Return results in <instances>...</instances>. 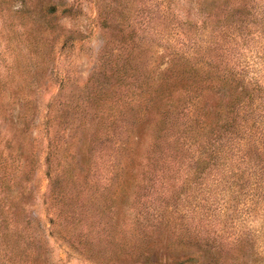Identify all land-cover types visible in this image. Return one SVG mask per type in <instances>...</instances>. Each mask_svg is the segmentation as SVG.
<instances>
[{"label": "rangeland", "instance_id": "rangeland-1", "mask_svg": "<svg viewBox=\"0 0 264 264\" xmlns=\"http://www.w3.org/2000/svg\"><path fill=\"white\" fill-rule=\"evenodd\" d=\"M264 264V0H0V264Z\"/></svg>", "mask_w": 264, "mask_h": 264}, {"label": "trees", "instance_id": "trees-1", "mask_svg": "<svg viewBox=\"0 0 264 264\" xmlns=\"http://www.w3.org/2000/svg\"><path fill=\"white\" fill-rule=\"evenodd\" d=\"M199 262V256L194 253H188L185 255L175 256L168 260L167 264H197Z\"/></svg>", "mask_w": 264, "mask_h": 264}]
</instances>
